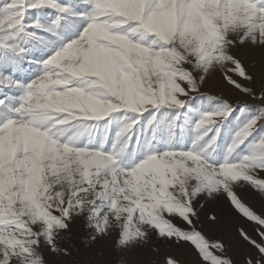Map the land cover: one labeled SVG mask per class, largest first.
Here are the masks:
<instances>
[{"label":"snow or ice","instance_id":"1","mask_svg":"<svg viewBox=\"0 0 264 264\" xmlns=\"http://www.w3.org/2000/svg\"><path fill=\"white\" fill-rule=\"evenodd\" d=\"M78 237L264 264V0H0V264Z\"/></svg>","mask_w":264,"mask_h":264},{"label":"rangeland","instance_id":"2","mask_svg":"<svg viewBox=\"0 0 264 264\" xmlns=\"http://www.w3.org/2000/svg\"><path fill=\"white\" fill-rule=\"evenodd\" d=\"M254 59L257 57H253ZM246 198L257 207H259L262 201L256 194L251 192L245 193ZM78 243L75 250V261H78L79 264H111L113 260L119 259L115 256L113 250L110 246H107L103 243H98L93 246H88L86 243L80 241V238H77ZM195 257L189 255L188 260H194Z\"/></svg>","mask_w":264,"mask_h":264}]
</instances>
